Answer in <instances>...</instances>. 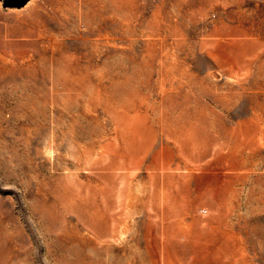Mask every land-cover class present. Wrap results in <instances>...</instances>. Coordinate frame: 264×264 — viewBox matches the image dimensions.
<instances>
[{
  "label": "rangeland",
  "instance_id": "1",
  "mask_svg": "<svg viewBox=\"0 0 264 264\" xmlns=\"http://www.w3.org/2000/svg\"><path fill=\"white\" fill-rule=\"evenodd\" d=\"M0 264H264V0H0Z\"/></svg>",
  "mask_w": 264,
  "mask_h": 264
},
{
  "label": "bare ground",
  "instance_id": "2",
  "mask_svg": "<svg viewBox=\"0 0 264 264\" xmlns=\"http://www.w3.org/2000/svg\"><path fill=\"white\" fill-rule=\"evenodd\" d=\"M81 1V0H80ZM129 18V17H128ZM97 22V25L99 24V20L96 21ZM131 23V22H130ZM130 26V25H129ZM99 34V33H98ZM99 38V37H98ZM223 40V39H222ZM159 163V162H158Z\"/></svg>",
  "mask_w": 264,
  "mask_h": 264
}]
</instances>
